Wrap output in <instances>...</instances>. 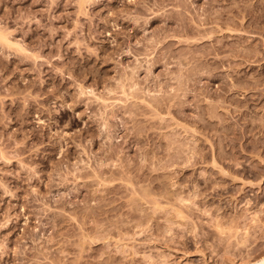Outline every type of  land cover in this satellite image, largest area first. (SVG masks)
<instances>
[{
    "label": "rangeland",
    "instance_id": "374dc122",
    "mask_svg": "<svg viewBox=\"0 0 264 264\" xmlns=\"http://www.w3.org/2000/svg\"><path fill=\"white\" fill-rule=\"evenodd\" d=\"M0 264L264 256V0H0Z\"/></svg>",
    "mask_w": 264,
    "mask_h": 264
},
{
    "label": "bare ground",
    "instance_id": "6f19581e",
    "mask_svg": "<svg viewBox=\"0 0 264 264\" xmlns=\"http://www.w3.org/2000/svg\"><path fill=\"white\" fill-rule=\"evenodd\" d=\"M0 40H3L9 44H11L12 42L8 39V37L2 33H0ZM248 264H264V256L260 257L259 259H257L255 262L252 263H248Z\"/></svg>",
    "mask_w": 264,
    "mask_h": 264
}]
</instances>
